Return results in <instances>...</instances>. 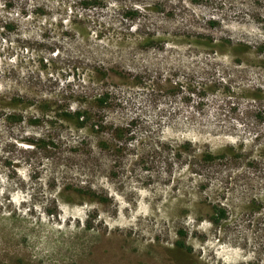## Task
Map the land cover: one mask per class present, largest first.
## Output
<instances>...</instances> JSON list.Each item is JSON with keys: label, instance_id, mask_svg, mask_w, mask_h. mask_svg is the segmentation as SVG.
I'll use <instances>...</instances> for the list:
<instances>
[{"label": "rangeland", "instance_id": "rangeland-1", "mask_svg": "<svg viewBox=\"0 0 264 264\" xmlns=\"http://www.w3.org/2000/svg\"><path fill=\"white\" fill-rule=\"evenodd\" d=\"M0 264H264V0H0Z\"/></svg>", "mask_w": 264, "mask_h": 264}, {"label": "trees", "instance_id": "trees-1", "mask_svg": "<svg viewBox=\"0 0 264 264\" xmlns=\"http://www.w3.org/2000/svg\"><path fill=\"white\" fill-rule=\"evenodd\" d=\"M127 74V73H126ZM107 74L106 73H104V76H106ZM118 76H120L121 78H124V80L127 78V75H124V74H122V73H119V74H117ZM128 75H130L129 73H128ZM134 80H136L135 82H138V77H137V75H135L134 76ZM110 94V92L109 91H102L100 94H99V96L97 97V100L99 101V102H101V103H104L105 101H106V99H107V97H108V95ZM65 116H66V118H71V117H75V119L78 121V126H84L85 125V123L87 122V117L85 116V114H86V112L85 111H75V114H71L69 111L67 112V111H64V113H63ZM91 114V113H90ZM102 125L103 124H101L100 125V128L102 127ZM91 126H92V128H93V126H94V124L92 123L91 124ZM200 155V157H206V158H208V159H212L213 157H215L214 156V153L213 152H211V151H208L207 153H205V154H199ZM216 212L217 213H219L218 214V216H216L215 214H216ZM216 216V217H214V219H215V221H217L218 220V218H220V217H222L223 215H224V212L222 211V210H218L216 207H213L212 208V216ZM178 250H180V251H185V252H189L190 250H189V248H186V247H184L183 245H178ZM177 252V251H176ZM182 254V253H181Z\"/></svg>", "mask_w": 264, "mask_h": 264}]
</instances>
